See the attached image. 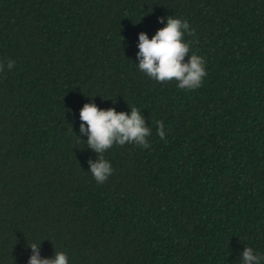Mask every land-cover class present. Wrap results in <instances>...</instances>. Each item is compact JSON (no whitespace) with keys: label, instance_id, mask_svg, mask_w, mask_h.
Instances as JSON below:
<instances>
[{"label":"trees","instance_id":"obj_1","mask_svg":"<svg viewBox=\"0 0 264 264\" xmlns=\"http://www.w3.org/2000/svg\"><path fill=\"white\" fill-rule=\"evenodd\" d=\"M169 16L194 29L185 62L206 61L196 90L139 70V34ZM0 63V264H28L31 243L69 264L264 257V0H0ZM86 103L152 130L104 153L102 184Z\"/></svg>","mask_w":264,"mask_h":264},{"label":"clouds","instance_id":"obj_2","mask_svg":"<svg viewBox=\"0 0 264 264\" xmlns=\"http://www.w3.org/2000/svg\"><path fill=\"white\" fill-rule=\"evenodd\" d=\"M164 17L160 18L163 23ZM193 34L187 20L167 17V24L149 38L146 32L139 34V70L146 73L157 82L175 80L181 90H196L202 86L207 76L206 61L202 56L191 54L185 62V57L191 52V41L185 40V34ZM14 60L7 62L11 71ZM5 71V65L0 63V72ZM131 107V106H130ZM80 132L87 136V146L98 154V158L89 160L90 172L97 183L107 181L114 172L111 163L105 159L104 153L114 144L123 147L125 144H136L149 148L148 137L152 130L146 123V118L136 107L128 112H117L115 108L101 109L95 103H86L80 111ZM157 134L163 140L166 133L162 121L157 122ZM33 254L28 264H69V258L64 252H55L54 258H41V244H29ZM243 264H261L264 257L257 255L251 247L242 252Z\"/></svg>","mask_w":264,"mask_h":264}]
</instances>
